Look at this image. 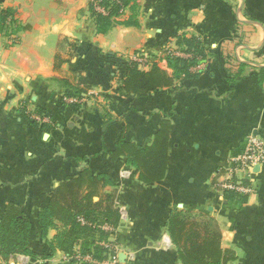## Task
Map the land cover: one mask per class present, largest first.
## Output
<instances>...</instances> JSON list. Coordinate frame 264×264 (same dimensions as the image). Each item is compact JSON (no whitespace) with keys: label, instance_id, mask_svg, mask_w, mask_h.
<instances>
[{"label":"crops","instance_id":"0c3cea01","mask_svg":"<svg viewBox=\"0 0 264 264\" xmlns=\"http://www.w3.org/2000/svg\"><path fill=\"white\" fill-rule=\"evenodd\" d=\"M99 2L0 0V216L9 204L25 211L35 255L0 257V264H71L50 245L56 231L43 237L38 215L61 182L89 169L118 191L121 218L110 239L119 264H181L167 231L175 210L214 218L223 247L236 256L230 264H264V164L238 176L251 193L227 200L223 189L230 159L250 137L264 141V81L257 77L264 0H129L106 30L93 13ZM184 39L202 44L203 72L127 100L125 56L186 48ZM238 63L245 67L229 80ZM159 67L172 73L165 61ZM78 90L82 97L73 95ZM27 110L45 112L51 127H33ZM164 120L171 124L167 173L145 184L111 153L123 134L152 145Z\"/></svg>","mask_w":264,"mask_h":264},{"label":"trees","instance_id":"16d2710c","mask_svg":"<svg viewBox=\"0 0 264 264\" xmlns=\"http://www.w3.org/2000/svg\"><path fill=\"white\" fill-rule=\"evenodd\" d=\"M128 2L129 0H102L100 5L108 9L107 15L99 14L92 8L101 30H106L111 25L112 18L118 16L119 11L125 8ZM181 42L186 48L179 47V50L191 56L169 57V62L174 68L172 73L157 64L144 71L138 64L132 63L124 72L125 78L122 81L127 99L146 98L159 90L172 87L179 79H190L201 74L200 70L194 69L207 61L202 44L193 39H184ZM179 45L182 46L180 42ZM244 67L245 64L238 63L229 68V80L233 81ZM257 77L259 81H264V67L259 69ZM82 93V90H78L73 95L82 97ZM73 95L66 94L67 97ZM37 113L44 114L41 110H37ZM30 122L33 127L42 130L51 127L50 124L41 127L33 121ZM170 134L171 124L167 120L162 121L150 146L140 147L125 140L123 134L111 153V159L117 161L125 158L127 165L139 172V180L142 183L160 182L165 178L168 169ZM117 194L116 186L107 175H94L90 169L61 182L54 189L49 204L42 208L38 215L43 237L46 238L48 233L54 230L57 234L50 242L51 247L60 249L69 257L75 256L78 247L81 255H90L102 262L108 258L109 252L101 243L107 241L110 234L99 226L107 223L114 229L118 227L121 213L116 206ZM224 195L227 200L239 196L229 190H224ZM80 218L88 225H82ZM167 231L177 248L181 264H230L236 259L233 251L223 247L222 233L214 218L197 215L191 211L175 210L167 221ZM32 232V223L25 211L17 205L9 204L0 216V257L3 262L21 255L35 256L28 247ZM71 264H76V261L72 260Z\"/></svg>","mask_w":264,"mask_h":264},{"label":"built area","instance_id":"2783aa9c","mask_svg":"<svg viewBox=\"0 0 264 264\" xmlns=\"http://www.w3.org/2000/svg\"><path fill=\"white\" fill-rule=\"evenodd\" d=\"M102 2V0H99ZM100 2L94 6V11L107 15L108 9H106L104 6L100 5ZM167 56L170 58L172 57H189L184 56L186 54L180 55L179 52L174 51L173 48H169L167 51ZM182 53V52H181ZM131 62H135V64H138L139 66L148 67L149 64L152 63V57L144 52H136L132 54L128 58ZM202 65L198 66L196 70H200ZM65 101L68 102H76V100L71 98H64ZM41 115V114H40ZM44 114H42L43 116ZM34 121V120H33ZM45 120L38 119L37 123L38 125H44L43 123ZM264 164V141L262 139H258L257 137H250L247 145L244 149V151L236 156H233L230 159L229 165L225 168V175L227 176V181L223 185L224 190L233 191L240 194H248L251 193L253 190L250 186H246L242 181L238 179V176L241 172L250 170L251 168ZM79 221L82 225H88V223L83 219L80 218ZM89 225H91L89 223ZM99 228L102 230L108 232L110 235L115 231V229L110 226L109 224L105 223L103 225H100ZM101 245L109 252V256L107 259L103 260L102 262H98L90 255L83 256L79 253V248L77 247V253L75 256L68 257V261L71 263L72 260L76 261V264H83V263H92V264H119V259L117 256L118 246L117 243L110 239L107 241H103Z\"/></svg>","mask_w":264,"mask_h":264},{"label":"rangeland","instance_id":"374dc122","mask_svg":"<svg viewBox=\"0 0 264 264\" xmlns=\"http://www.w3.org/2000/svg\"><path fill=\"white\" fill-rule=\"evenodd\" d=\"M122 10V9H121ZM121 10H120V12H121ZM169 48H173L174 49V51H176V52H179L180 53V55H182L183 53H181V51L179 50V47H177L176 45H174V46H169V45H165V46H163V47H161V50H160V52H161V54H154V55H152V63H151V65L149 64V66L148 67H143V66H139L138 65V67L141 69V70H144V71H147V70H150L151 68H152V65L153 64H157V66H159L160 65V63L161 62H163V61H165V62H167V65H168V68L170 69V70H172L173 71V67L171 66V64H170V62H169V56H167V50L169 49ZM139 52H141V51H139ZM142 52H144V51H142ZM144 53H146V52H144ZM147 54V53H146ZM156 55V56H155ZM130 56H132V54L131 55H127V56H125V61L123 62V63H121V65H120V71H125L126 72V70H128L129 68H130V66H132V63H135V62H131L128 58L130 57ZM184 56H191L190 54H186V55H184ZM153 57L155 58V59H153ZM189 57H185V58H189ZM120 59V58H119ZM121 60H122V58H121ZM122 67H124V69L122 68ZM206 66L204 65V64H202V67H201V69H200V71H201V73L203 72V70H204V68H205ZM194 70H196V69H194ZM123 71V72H124ZM125 74V73H124ZM125 76V75H124ZM128 100V99H127ZM81 101L82 100H80V103H81ZM78 102V99L76 100V102H74V103H76V104H79V103H77ZM22 106H20V108H21ZM22 110V109H21ZM112 115V114H111ZM24 116L26 117V119L29 121V123H31L30 121H35V122H37V120L38 119H41L42 118V120H45L43 123H45V124H52V120H51V118L49 117V115H47L45 112H44V115L42 116V115H40L39 113H37V110H33V111H31V110H27L26 112H25V114H24ZM33 121V122H34ZM44 124V125H45ZM37 125V124H36ZM41 127H42V125H40ZM47 129H43L42 131H46ZM111 190V189H110ZM112 190H114V189H112Z\"/></svg>","mask_w":264,"mask_h":264}]
</instances>
